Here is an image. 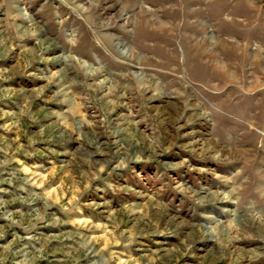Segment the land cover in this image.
I'll use <instances>...</instances> for the list:
<instances>
[{
	"label": "rangeland",
	"instance_id": "374dc122",
	"mask_svg": "<svg viewBox=\"0 0 264 264\" xmlns=\"http://www.w3.org/2000/svg\"><path fill=\"white\" fill-rule=\"evenodd\" d=\"M0 264H264V0H0Z\"/></svg>",
	"mask_w": 264,
	"mask_h": 264
}]
</instances>
